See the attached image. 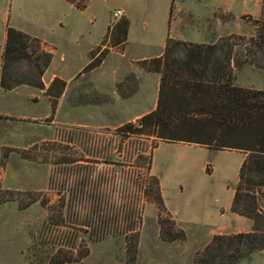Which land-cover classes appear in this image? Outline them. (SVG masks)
<instances>
[{
    "label": "rangeland",
    "instance_id": "1",
    "mask_svg": "<svg viewBox=\"0 0 264 264\" xmlns=\"http://www.w3.org/2000/svg\"><path fill=\"white\" fill-rule=\"evenodd\" d=\"M210 2L213 5L217 0H174V34L183 31L184 37L194 41H209ZM220 2L231 9L232 16L243 8V0ZM73 5L64 0H0V21L6 12L13 27L40 35L50 32L58 41L59 51L46 79L55 72L71 82L59 112L57 108L53 115L46 101L34 104L12 93L0 97V180L5 188L23 193L19 195L23 203L30 200V195L38 197L25 209L18 200L0 205V264H52L62 256L59 251L68 255L73 252L77 258L83 246L89 249V255L66 264H136L140 248L143 256H152L153 264H193L195 255L210 242L208 224L214 202L217 198L226 201L227 184L238 179L240 155L197 144L162 145L156 152L155 170L166 182L183 187L178 188L175 199L167 190L166 199L183 214L189 210L200 223L178 225L185 230V241L163 240L159 209L144 193L150 182L148 168L154 147L163 141L145 135L123 139L114 134L132 112L109 105L117 99L116 90L122 97L134 93L141 76L126 69L110 76L117 62L125 58L126 45L109 48L102 70H83L92 52L98 56L108 49V41L102 45L108 28L124 17V12L118 19L113 17L118 7L128 8L132 21L128 57L160 53L165 46L162 38L171 0H90L85 9ZM191 9L207 16L196 18ZM245 20H232L233 28L243 24V33H233L250 37L256 28L254 19ZM191 21L198 23L190 26ZM196 28L199 32L194 31ZM40 41L49 44L50 40ZM62 52H66V59L61 58ZM258 69L263 72L264 68ZM103 72L106 75L101 84ZM21 73L27 76L29 67L22 65ZM236 78L238 83V72ZM149 93L151 101L154 92L150 89ZM102 102L107 107L96 108ZM140 119L131 122L139 126ZM33 156L37 159L32 160ZM63 158L79 161L58 163ZM90 221L102 225L101 239L99 235L90 237ZM132 226L139 237L135 261L133 253L127 251L125 236ZM249 260L248 264H264V253Z\"/></svg>",
    "mask_w": 264,
    "mask_h": 264
},
{
    "label": "trees",
    "instance_id": "2",
    "mask_svg": "<svg viewBox=\"0 0 264 264\" xmlns=\"http://www.w3.org/2000/svg\"><path fill=\"white\" fill-rule=\"evenodd\" d=\"M66 1L78 9H85L90 0L86 3L82 0ZM253 23L256 32L250 37L232 33L209 43L168 37L162 55L138 62L144 71L160 74L156 108L139 120V126L127 122L114 131L123 139L145 135L163 142L197 144L208 149L237 150L246 154L239 170L231 210L251 219L254 229L214 235L205 249L195 255L193 264H238L264 250V89L240 87L235 83V73L243 67L264 68V21L254 19ZM129 26L130 20L124 16L109 27L102 42L106 45L108 41V49L98 56L92 52L91 60L83 70L100 66L109 48L124 45ZM52 59L53 54L43 48L39 38L8 26L0 86L4 90L21 85L44 89L43 76ZM22 65L29 67L27 76L21 73ZM66 86L65 80L56 77L46 90L52 115ZM157 146L158 143L154 148ZM31 159L36 160L37 157ZM78 161L63 158L58 163L73 164ZM150 168L151 163L149 171ZM149 180L144 193L159 209L161 238L168 242L185 241V230L178 226L166 209L159 178L150 174ZM20 194L23 193L5 188L0 180V205L18 200L20 207L25 209L38 200V197L30 195V200L23 203ZM101 222L103 225L106 223L103 219ZM92 223L88 222L92 227L90 237H100L102 225ZM125 236L127 251L133 253L135 261L138 233H134L132 226ZM59 253L62 256L54 259L52 264H66L85 258L90 251L83 246L77 258L73 252L69 255L63 251Z\"/></svg>",
    "mask_w": 264,
    "mask_h": 264
},
{
    "label": "crops",
    "instance_id": "3",
    "mask_svg": "<svg viewBox=\"0 0 264 264\" xmlns=\"http://www.w3.org/2000/svg\"><path fill=\"white\" fill-rule=\"evenodd\" d=\"M64 1H66V0H64ZM171 5H172V0H171ZM171 5H170V9H171ZM199 5H205L206 7H208L207 4H205L203 2H200ZM118 9L122 10V12H124V16L129 18L130 26H129V31H128V39H127V42L124 44V45H126L125 50L123 52V56H125V58H123L117 62L116 66L113 70V73L110 76H113L114 73H115V75H117L118 70H119V72H121V71L126 69L127 73L128 72H134L138 75L137 77L141 76L140 77L141 79H140V83L137 87V90L134 93H132L131 95H127L126 97H122V95H120L119 92L116 90L115 91L116 94L114 96L117 99L115 101L111 102L109 105L113 109H114V107H117L119 111L120 110H130L132 112V114H131V116H129L127 118V122H131V121H135L138 118H142L145 114L151 112L152 110H154L156 108L157 100H158L159 85H160V74L144 71L143 69H141L139 67L138 62L143 60V59L158 57V56L162 55L164 52L165 46H164V49L160 53H158L157 55L151 56V57H142V58H135V57H130V56L128 57L127 47L129 44H131L130 37H131V31H132L131 30L132 21H131L130 15H129L128 8L118 7L116 10H118ZM191 14L194 15L196 18H204L206 15L205 13H202L201 11L195 14L193 9H191ZM244 16H246V17H244ZM249 17L256 19V20L264 21V0H243V8L241 11L236 12L235 16H232L231 9L228 6H226L224 4V2L221 3L220 0H217V2L213 3V5H212V2H210V40L207 42H204V43H209L211 41H217L218 39H220L223 36L232 34L234 32V30L238 31L239 33H243V31L240 29L243 24L241 25V24L237 23L238 26H235L233 28L231 25L232 20L235 18L237 20L239 19V20L243 21L244 23H246L245 18L247 19ZM146 22H147L146 18H144V21H143L144 30L147 29V23ZM176 23H178V22H176ZM197 23H195V22L193 23L191 21L190 26H196ZM172 24H173V22L171 21V17L169 16V18L167 19V23L165 24V27H164V35L162 38L163 44H166L168 37L181 39V40H185V41L196 42V43H202V42L194 41L192 39L184 37L183 31H180L178 35L174 34V32L172 30V27H173ZM108 25H109V23H108ZM108 25H107V28H108ZM8 26H13V23L11 22L10 19H8L7 13L5 12L3 14V19L0 21V72H1V68H2L3 53H4V50L6 47ZM180 26H182V24L177 25L176 28L179 29ZM15 28L20 29V27H15ZM107 28H106V30H107ZM162 29H163V26H162ZM20 30H22V29H20ZM22 31H25V30H22ZM194 31H197V28ZM25 32H27L28 34H31V35H35L36 37L42 39L43 41H46L47 39L50 40L48 42L49 44H44L42 42V46L46 51L53 54V59H52V62H53L56 54L59 51V48L57 45L58 41H56L55 39H53L51 37L50 32L46 33L45 35H40V34L32 33L29 31H25ZM190 32H192V30ZM197 32H199V31H197ZM255 32H256V29L254 30V32H252V35H254ZM103 36H104V34H103ZM103 36H102V38H103ZM102 38L98 42L93 43L91 45V47L89 48L88 52L90 51V49L97 46L100 43V41L102 40ZM77 43H79V40H77ZM111 54H112V52H111ZM66 57H67L66 52H62L61 58L66 59ZM107 59H108V57L106 59H104V61L102 62V64L100 66L94 68L91 71L94 73V72H97L98 70H102ZM52 62H51V64H52ZM89 62H90V60L88 61V63ZM51 64L43 76V82L45 84L44 89H38V88L31 87L28 85H21V86L14 88L12 90L5 91L0 86V97L5 95V94H8V93L11 94L12 93L15 95V97L21 98V100H25L26 102H33L34 104H39L41 101H46L48 104V110L50 109V113H51L52 112V105H51V101H50L49 96L46 95V90L50 86L52 81L56 77H59V75L57 73L53 72L51 74L50 78L48 80L46 79L47 75L51 71ZM262 71L263 72H260V70L254 66H245L242 69L236 71V73L238 72V83H236V82L235 83H236V85H238L240 87L253 88V89H264V69H262ZM236 73H235V81H237ZM104 75H106L105 72H103L101 75V84L103 83L102 76H104ZM70 83L71 82H67L66 89L59 99L58 107H57L58 112H59V107L63 102L62 101L63 97L65 99L68 90L70 91V89H71ZM151 84H153V85H151ZM150 89L153 90V92H154V99L151 101L148 98L150 95V93H149ZM64 101H67V100H64ZM67 103L70 104L68 101H67ZM146 103H148V106L143 108V105ZM71 106L74 107L73 105H71ZM95 106H96V108H101V109L103 107H107L106 103H103V102L100 104L98 103ZM50 113L46 114L45 117H48L50 115ZM32 115H34V114H32ZM178 143L183 144V145H190V144L183 143V142H175V143L160 142L159 143V145L154 149V152H153L150 174L157 176L159 178L162 196L164 199L166 209L170 213L172 218L176 221V223L178 225L200 224V223L196 222V220H194L191 217V213L189 210L186 212L187 214H183L180 207H177L173 202L168 203V201L166 199L167 190L170 189L172 191L171 194H172L173 198L175 199L176 196L174 194L176 192H178L179 187H181L182 189H183V187L179 183H176V182H173V183H169L168 181L166 182V180L163 179V177L159 173H157L155 170L156 152L159 151V149L164 144H178ZM202 148H205V147H202ZM206 149H208V148H206ZM212 150H217V149H212ZM217 151L237 153L238 155H240V159H239L238 167H237L238 179L236 180L235 183L230 182L229 184H227V188H226L227 199H226V201L219 200V198H217V200L213 204V207L215 209L213 210V213L211 212V214H210V224H208V225H210V241L214 235H218V234L229 235V234H236V233H240V232H250V231H253V229H254V222L251 219H249L245 216L239 215L237 213H234L231 210L232 202H233V198H234V194H235V186L237 185L238 180H239V170H240V167H241V165H242V163L246 157V154L243 152L237 151V150H217ZM156 237H157L156 238L157 240L160 239V238H158V236H156ZM141 245H142V242H140V247H141ZM263 253H264V250L258 251L256 253H254L251 256V258H249V259L253 260L257 255H260ZM149 257H152V256H148V257L143 256V254L141 253V248H140L138 258L136 260V264L142 263L143 260L146 262V264H153L154 260L150 259ZM190 259L191 258L189 257V260ZM249 259L242 260L238 264H248L250 261Z\"/></svg>",
    "mask_w": 264,
    "mask_h": 264
},
{
    "label": "built area",
    "instance_id": "4",
    "mask_svg": "<svg viewBox=\"0 0 264 264\" xmlns=\"http://www.w3.org/2000/svg\"><path fill=\"white\" fill-rule=\"evenodd\" d=\"M122 15H123V12H122V10H120V9L116 10L115 12H113V17H114L115 19L120 18Z\"/></svg>",
    "mask_w": 264,
    "mask_h": 264
},
{
    "label": "water",
    "instance_id": "5",
    "mask_svg": "<svg viewBox=\"0 0 264 264\" xmlns=\"http://www.w3.org/2000/svg\"><path fill=\"white\" fill-rule=\"evenodd\" d=\"M137 124H139V122Z\"/></svg>",
    "mask_w": 264,
    "mask_h": 264
}]
</instances>
